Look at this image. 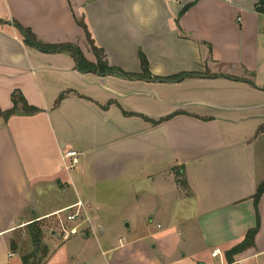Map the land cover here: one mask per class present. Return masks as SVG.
<instances>
[{
  "label": "crops",
  "instance_id": "1",
  "mask_svg": "<svg viewBox=\"0 0 264 264\" xmlns=\"http://www.w3.org/2000/svg\"><path fill=\"white\" fill-rule=\"evenodd\" d=\"M259 2L0 0V108L11 110L12 95L19 93L38 109L0 119V240L10 249L7 264H23L35 250L31 223L78 202L89 215L84 241L108 233L110 211L136 214L121 218L127 224H118L115 242L99 239L100 253L81 261L70 256L66 264H228L226 254L258 219L253 247L234 256L233 264H264V195L257 208L254 203L264 182ZM136 4L145 17L158 11L150 26L140 25ZM77 19L109 66L141 75L142 54L153 77L200 74L191 82L219 95L176 106L160 97L161 83L83 74L71 54L43 53L14 27L30 29L44 45L74 46L96 64ZM153 95L168 106L147 108ZM193 104L202 113L189 112ZM67 151L80 154L72 171L64 166ZM18 232L23 241L14 236ZM46 235L42 264H50L55 238Z\"/></svg>",
  "mask_w": 264,
  "mask_h": 264
},
{
  "label": "trees",
  "instance_id": "2",
  "mask_svg": "<svg viewBox=\"0 0 264 264\" xmlns=\"http://www.w3.org/2000/svg\"><path fill=\"white\" fill-rule=\"evenodd\" d=\"M191 6H186L182 12L180 13V16H182ZM256 11L258 13L264 14V0H260L259 4L256 7ZM77 24L79 27H81L86 35V38L92 48V51L97 59V63L93 64L88 62L85 57L83 56L82 52L71 45H58V46H49V45H44L38 41L36 36L32 33L30 29L23 28L19 24L15 23L14 27L20 32V34L23 37L24 42L43 52V53H57V52H67L71 54L73 59L75 60L76 63V69L83 73H94L98 74L100 76H107V75H112V74H117L123 77H126L128 79H143V80H151V81H156V82H164V81H181L184 77H196V76H201L200 74H180L176 75L173 77L169 78H157L153 77L149 71V63L146 59V57L142 54H140V62H141V69H142V74L141 75H131L127 74L120 69H116L114 67L109 66V63L107 61V58L105 56V52L96 47L93 40L91 39L90 32L88 30L87 25L84 23L83 20H78L77 19ZM62 98L59 99L58 102H60ZM12 102H13V108L8 111H3L0 108V119H3L5 122H7L10 118L17 114H23V115H34L38 113V109L35 107H32L28 105V103L25 101V99L21 96L19 93H14L12 95ZM170 118V117H169ZM167 119H162L160 122H164ZM159 122V123H160ZM261 133H264V126L260 129ZM179 176V174H178ZM180 183L185 186L183 182L180 181ZM264 195V182L261 183L257 189V192L254 196V203L255 207L257 208L259 201L261 197ZM43 221H36L31 223L28 226V232L29 236L33 242V245L35 247V251L22 258V263L23 264H42L43 260L46 258L48 254V250L45 246L42 244V239L44 237V225ZM260 226V221L258 219L257 221V226L255 229L250 230L247 235L245 240L238 245L237 247L233 248L231 251H229L226 254V259L228 264H233V257L252 248L254 245V240L256 237V234L259 230ZM13 248V246H12Z\"/></svg>",
  "mask_w": 264,
  "mask_h": 264
},
{
  "label": "rangeland",
  "instance_id": "3",
  "mask_svg": "<svg viewBox=\"0 0 264 264\" xmlns=\"http://www.w3.org/2000/svg\"><path fill=\"white\" fill-rule=\"evenodd\" d=\"M195 77H184L181 81L175 82V81H164V82H158L161 83L159 84V88L162 87L163 93H159L160 97L162 100H166L167 102H175V105L180 106L185 103H195L197 101L204 102V101H210L209 98L212 96H218L220 91L218 89H206L205 87L202 86L199 82H191V79ZM198 78V77H196ZM151 83H155V81H150ZM158 85V84H157ZM154 96V95H153ZM146 106L147 108L152 107L154 105L155 107L160 106L161 110H164L168 105L165 104L164 101L160 102L157 100V96L155 95L152 98H148L146 100ZM201 105L198 104H193L192 106H189L188 111L189 112H197ZM202 113L201 111H198ZM120 207V206H119ZM118 208V207H117ZM107 220L110 222V229L106 235H100L91 237L87 241H84L82 234H87L89 231H91L90 228L86 229V225L82 226L81 233L78 234L75 237H72L70 242L67 244L63 245L62 244V239L59 236L58 233L55 234V238L50 241V255L48 256V259L50 260V264L58 263V264H64L65 259L67 257H74L76 261L82 260L84 255L87 254H95V253H100L99 249V243L100 241L104 240L107 243H113L115 242L120 234L118 231L120 230L117 226L120 224L121 226H125L127 223H124L121 221V218L124 217L126 214L129 216H133L136 213H126L122 212L121 210L116 209L115 211H110L107 213ZM44 225V231L48 234L46 235L47 240L52 239L51 237V231L55 230V225H54V218H49L43 221ZM155 227V226H154ZM19 239V241H23L21 239V232H18L14 235ZM45 237L42 239V244L44 243ZM102 240H99V239ZM31 239V238H30ZM29 241V244H31V241ZM22 243V242H21ZM33 247V242L31 244ZM10 249H8L6 246H3V243L0 240V260L4 262V264H7L8 262V253ZM35 251V250H34ZM33 251V252H34ZM19 258H21L20 253L18 254ZM22 260V259H21ZM66 264V262H65Z\"/></svg>",
  "mask_w": 264,
  "mask_h": 264
},
{
  "label": "built area",
  "instance_id": "4",
  "mask_svg": "<svg viewBox=\"0 0 264 264\" xmlns=\"http://www.w3.org/2000/svg\"><path fill=\"white\" fill-rule=\"evenodd\" d=\"M80 154L75 151H67L64 154L63 162L67 171H72L79 164ZM55 230L51 231V234L58 233L62 241H69L72 237L81 233V227L89 226L88 209L83 202H78L70 208L56 213L54 216ZM48 218V219H49ZM219 251L213 253V257H218Z\"/></svg>",
  "mask_w": 264,
  "mask_h": 264
},
{
  "label": "clouds",
  "instance_id": "5",
  "mask_svg": "<svg viewBox=\"0 0 264 264\" xmlns=\"http://www.w3.org/2000/svg\"><path fill=\"white\" fill-rule=\"evenodd\" d=\"M133 11L140 17L139 23L142 27L150 26L158 16V11L153 9L149 16L145 17L140 15L141 13V6L140 4H136L133 6Z\"/></svg>",
  "mask_w": 264,
  "mask_h": 264
}]
</instances>
